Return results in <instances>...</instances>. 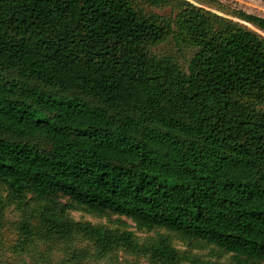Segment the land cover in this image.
I'll return each instance as SVG.
<instances>
[{
  "label": "trees",
  "instance_id": "trees-1",
  "mask_svg": "<svg viewBox=\"0 0 264 264\" xmlns=\"http://www.w3.org/2000/svg\"><path fill=\"white\" fill-rule=\"evenodd\" d=\"M0 187V264H49L74 235L138 247L75 209L164 230L155 264L179 259L172 234L264 264V36L186 0H0ZM3 198L28 211L13 242Z\"/></svg>",
  "mask_w": 264,
  "mask_h": 264
},
{
  "label": "rangeland",
  "instance_id": "rangeland-1",
  "mask_svg": "<svg viewBox=\"0 0 264 264\" xmlns=\"http://www.w3.org/2000/svg\"><path fill=\"white\" fill-rule=\"evenodd\" d=\"M186 1L200 9L211 11L225 18L237 21L264 36L263 31L242 20L235 12L237 10H243L247 13L264 17V0H216L215 3L204 0ZM155 9L162 14H169L171 12V6L168 3H165V6L162 8L160 7ZM153 50L158 54L172 55L182 67L185 66L186 61L191 55L189 50H176L174 45L170 42L159 44L155 46ZM0 192L2 196L5 197V192L2 191L1 187ZM3 199L5 208L3 209V226L1 227V231L7 240L13 242L16 239V224L20 220H24L28 211L23 213L26 209L21 210L13 205H6L8 200L5 198ZM70 216L76 220L102 223L114 228H124L123 226H126L134 232V235L137 238L138 247L134 250L123 246H114L104 254H100L97 252V247L90 237L74 235V237L66 244H53L44 252L41 249L42 252H39L41 255H48L51 257V261L48 260L49 264H75L76 261H78V264H155L153 261H150V254L146 251L144 252L142 247L144 245L148 246L156 238V236L159 233L164 232V230L159 229L157 231L139 229L131 220L125 217H121V220L117 221V216L114 214L97 215L85 210L75 209L70 211ZM33 220L34 219L32 218V221ZM170 240L180 252L179 259L170 264H235L229 253L219 251L212 245H199L195 240L184 239L176 234L170 235ZM64 248H68L67 251H75L80 254L76 255L71 260H68L70 255L66 254ZM32 249L41 251L36 247H32ZM4 258H7V256ZM11 258L15 257L13 256Z\"/></svg>",
  "mask_w": 264,
  "mask_h": 264
}]
</instances>
